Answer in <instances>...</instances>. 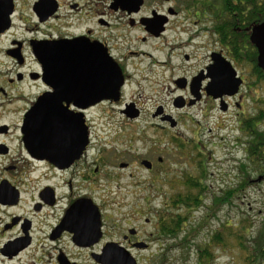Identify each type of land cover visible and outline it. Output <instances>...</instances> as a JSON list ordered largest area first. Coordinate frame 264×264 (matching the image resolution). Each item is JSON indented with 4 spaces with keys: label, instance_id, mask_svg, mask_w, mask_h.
Returning a JSON list of instances; mask_svg holds the SVG:
<instances>
[{
    "label": "flooded vegetation",
    "instance_id": "af4514ba",
    "mask_svg": "<svg viewBox=\"0 0 264 264\" xmlns=\"http://www.w3.org/2000/svg\"><path fill=\"white\" fill-rule=\"evenodd\" d=\"M260 2L0 0V264H219L227 245L187 243L178 202L174 201L176 211L166 200L163 210L152 211L148 197H134L126 211L122 202L112 203V193L106 202L102 188L112 186V175L105 168L112 165L104 164L95 150L86 115L110 105L127 123L138 121L141 110L132 99H125V93L140 88L136 74L161 68L171 74L176 113L155 104L149 114L157 122L153 133L160 137L169 129L175 140L184 138L177 131L186 127L180 112L195 111L188 120L194 142L175 147L180 154L185 155L186 147L197 153L192 161L205 173L201 186L208 179L205 165L212 157L201 136L213 132L208 122L214 110L227 117L215 128L234 133L233 149L244 151L247 162H252L253 135L264 118L255 97L260 79L250 42L252 27L261 23ZM76 39L104 49L119 68L123 84L117 101L104 100L83 111L68 100V94H61L54 104L82 112L88 138L77 160L59 166L34 153L44 142L31 139L36 130L29 126L27 132L25 122L38 100L44 96L52 100L63 83L62 77L48 75L55 70L42 65L41 51L51 65L61 56L60 42ZM230 69L241 85L234 94L214 97L210 92L219 89L214 82H220L219 75L227 81ZM245 96L253 104H243ZM223 122L228 125H220ZM131 160L148 173L154 171L152 159L132 156ZM144 161L150 165L144 166ZM131 163L119 168L128 169ZM156 163L160 166L163 158L157 157ZM255 182H264V175Z\"/></svg>",
    "mask_w": 264,
    "mask_h": 264
},
{
    "label": "rangeland",
    "instance_id": "374dc122",
    "mask_svg": "<svg viewBox=\"0 0 264 264\" xmlns=\"http://www.w3.org/2000/svg\"><path fill=\"white\" fill-rule=\"evenodd\" d=\"M157 57L156 59L163 61L160 58L162 56ZM174 63L175 60H172V64ZM177 75V72L174 73L173 78ZM134 79L139 82L140 88H131L125 93V99H132L141 110L138 121L127 123L118 113V108L112 109L110 105L93 109L86 115L95 150L99 152L104 164L112 165V168H105V172L112 175V186L102 188L101 195H105L108 202L112 193V203L122 202L125 206L122 211L127 210L128 202L133 201L134 197H148L151 210L161 211L165 200L172 204L177 200L178 194L184 191L187 177L200 179V167L193 162L197 153H190V147H186V150L182 149L185 155L180 154L175 147L177 143L185 147L187 142H194L188 120L195 111L180 112L184 117L182 123L186 127L181 126L177 131L182 133L184 138L175 140L172 137L173 131L169 129L164 136L159 137L153 133L152 127L157 122H154L149 114L156 105L163 106L166 112L176 113L172 105L176 93L170 82L171 74L161 68H155L151 74H136ZM257 83L259 91L255 97L259 100L257 104L263 108L260 115L264 117V80ZM250 94L252 95V92ZM243 104H253L252 98L245 96ZM210 116L208 126L213 132H206L201 136V141L207 148L206 153L212 154L211 161L205 165L208 179L202 181L204 192L201 195V206L197 210L193 209L187 216L185 233L196 230L190 243L196 245L212 243L211 235L220 232L222 243L227 245V250L219 264H246L245 249L253 251L254 247L264 241V182H255L258 176L263 174L253 172L244 151L233 149L234 133L228 132L227 129L220 131L215 128L218 120L227 117L215 110ZM218 117L221 118L217 119ZM220 125L225 127L228 122ZM256 129L257 133L264 134V118ZM140 136L142 138H139ZM132 156L152 159L155 163L154 171L148 173L140 164L131 160ZM157 157L163 158L160 166L156 163ZM242 158L244 160L239 162ZM129 162L133 163L128 169L119 168V164ZM238 174L243 176V180L237 177ZM229 192L230 198H227L225 194ZM223 198L228 201H217ZM217 202H222V207L215 208ZM170 210L176 211L173 208ZM182 211L184 210H181V213ZM241 223L242 227H238Z\"/></svg>",
    "mask_w": 264,
    "mask_h": 264
},
{
    "label": "water",
    "instance_id": "95a60500",
    "mask_svg": "<svg viewBox=\"0 0 264 264\" xmlns=\"http://www.w3.org/2000/svg\"><path fill=\"white\" fill-rule=\"evenodd\" d=\"M250 42L257 51V66L264 72V21L252 27ZM60 43L63 47L60 50L61 56L56 62L52 61L51 65L47 62L49 58L44 50L41 51L40 57L38 56L43 66L56 71L49 70L50 77L63 78V83L58 85L59 93L56 90L57 96L52 100L48 96L40 98L28 112L25 123L27 132L30 131L29 126L32 131L36 130V136L31 139L44 142L36 147L34 153L53 164L68 166L81 156L87 145V126L82 112L73 113L68 108L54 103L60 102L62 93L63 96L68 94V100L82 111L104 100L117 101L123 77L104 49H94L77 39ZM58 68L60 72L57 71ZM231 71L230 69L227 81L222 82L219 75L220 82L213 84V87L219 89L210 94L215 97L236 92L241 80ZM214 76L216 77L215 74ZM54 88L56 89L55 86ZM227 88L232 90L228 91ZM50 142L55 150L51 149ZM143 165L148 167L150 163L144 161Z\"/></svg>",
    "mask_w": 264,
    "mask_h": 264
},
{
    "label": "trees",
    "instance_id": "16d2710c",
    "mask_svg": "<svg viewBox=\"0 0 264 264\" xmlns=\"http://www.w3.org/2000/svg\"><path fill=\"white\" fill-rule=\"evenodd\" d=\"M260 14H261V22H262L264 21V0H261L260 2ZM256 54L257 53L254 49V56H252L254 60H255ZM255 69H256L257 75L259 76V79L264 80V72L259 67L255 66ZM261 118H263V115ZM254 134L255 135H253V144L251 145L250 152H249L252 162H249V163L252 165L253 172L262 173L264 175V168H263L264 147L262 149V146H264V134L263 133L256 134L255 132ZM203 174H205L204 171L200 169V176ZM201 180L202 178L199 179L198 181V180L189 179V177H187L185 186H184V191L178 194L177 200L175 201L179 203L180 210H184L182 211L183 213H181V218H182L181 219V230L184 231L183 234L185 235V239L187 243H191V240L193 239L196 233V230H190L185 233V225L187 221V216L194 211L193 209L197 210L201 206V201H202L201 195H202V192H204V188H202L200 184ZM244 183L245 181L243 182L242 186L244 185ZM225 195L227 196V198H230V192ZM227 198H223L217 201L227 202L228 201ZM175 202L170 204L172 208L174 207ZM222 202L215 203V208L222 207ZM213 212H215V210H213ZM238 227H242V223L239 224ZM221 235L222 234L220 232L216 234H212L210 237L212 243H217V244L222 243ZM245 251L247 252V255L245 256L244 260H246L248 264H264V241L262 244L260 245L258 244L257 247H254L253 251L252 250L249 251L247 250V248L245 249Z\"/></svg>",
    "mask_w": 264,
    "mask_h": 264
}]
</instances>
